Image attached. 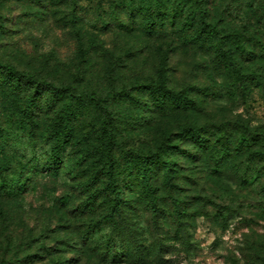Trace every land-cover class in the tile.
Listing matches in <instances>:
<instances>
[{"label": "rangeland", "instance_id": "obj_1", "mask_svg": "<svg viewBox=\"0 0 264 264\" xmlns=\"http://www.w3.org/2000/svg\"><path fill=\"white\" fill-rule=\"evenodd\" d=\"M193 3L203 7L205 20L218 26L223 35H243L245 51L232 44L227 48L234 50L247 77L239 87L231 90L243 77L225 76L214 51L184 42L196 24H170L164 32L149 35L140 27V15L134 10L138 6H132L131 0H0V63L38 77L46 85L68 88V94L93 95L104 106L99 112L82 104L73 146L66 150L56 172L43 166L50 149L46 128L57 107L48 103L47 92L32 133L40 144L37 167L28 180L21 181L26 186L23 192L0 193V234L8 235L14 245L22 243L20 249L15 246L8 253L0 248V264L11 257L10 264H139L134 256L122 255L123 244L132 251L133 234L142 245L141 264H263L264 175L256 176L254 165H243L241 179L219 176L212 171L209 156L196 151L191 142L184 151L195 157H176L180 162L177 187L170 192L160 182L156 184L158 216L140 197L138 188L127 189L137 181L123 165L119 183L133 202L125 237L100 222L111 197L105 178L97 185L96 204L84 209L88 191L82 183L91 164L85 160L87 133L106 113L119 137L116 159L122 163L123 150L151 149L160 138V126L194 123L210 134L229 125L224 129L228 128L232 142L236 124L264 132V0ZM80 39L88 50L86 58L79 52ZM163 61L167 62L171 88H199L190 94L197 104L194 110L176 116L151 113L153 99L137 87L154 81ZM120 94L134 96L137 103L118 100ZM15 102L0 85L1 124L13 123ZM143 103L146 105L141 107ZM144 117L147 125L139 122ZM23 154L32 159L25 149L14 155ZM11 155L0 156V164L7 166L8 178L18 180L20 167L18 163L10 166ZM174 194L181 201L185 219L175 215L169 200ZM91 223L96 228L91 225L87 233ZM28 253L41 258L26 262Z\"/></svg>", "mask_w": 264, "mask_h": 264}, {"label": "trees", "instance_id": "obj_2", "mask_svg": "<svg viewBox=\"0 0 264 264\" xmlns=\"http://www.w3.org/2000/svg\"><path fill=\"white\" fill-rule=\"evenodd\" d=\"M132 6H138L135 12L139 13L141 22L140 27L151 35L160 34L165 31L166 25L176 26L181 22L183 26L192 27L197 25L194 32L184 39L186 44L197 45L198 47H209L214 51L221 64L224 75L232 79L243 77L242 81L234 82L231 90L239 87L247 77L242 73L238 61L234 56V50L227 49L228 44H232L235 49L245 51L243 35L229 36L223 35L218 26L208 23L205 20L203 7L195 6L193 0H131ZM3 26V18L0 16V29ZM96 40L91 39V44L96 46ZM79 52L85 56L88 50L83 44L82 39L79 42ZM38 77L27 75L17 71L15 68L5 66L0 63V85L6 87L14 98L15 106L12 112L13 123L10 125L0 123V156L8 155L10 152V166L19 165L20 178L18 180L10 179L6 175L4 168L6 165L0 164V193L6 196H12L18 190L24 191L25 185L22 180L27 179L30 172L37 167L38 148L40 146L34 140L32 134L37 128V111L41 106L42 100L49 94L48 103L57 105L55 114L51 117L46 134L50 140V149L47 154V162L43 166L56 170L61 165L66 156V150L73 146V132L75 124L79 119L82 104L93 106L94 110L101 112L104 109L101 99L93 95L76 96L75 93L68 94V88L46 85ZM253 80H255L253 78ZM72 91L71 89H69ZM142 94L148 95L153 99L156 113H172L171 115H182L197 107L196 101L190 94L199 91L197 87H187L183 90H175L169 86V76L167 62L163 61L157 71L156 79L150 83L142 84L137 87ZM118 100H130L136 102V98L129 94L119 96ZM84 98V99H83ZM146 104H141V107ZM112 117L106 113L99 124H94L88 131L89 148L85 160L91 164L87 167L88 177L82 183L88 191L87 205L84 209L94 206L99 197L97 185L102 178H105L110 191V200L105 214L100 222L111 228L112 233L125 237V233L130 230V221L128 213L133 207L132 199L125 195V188L120 185L119 180L123 165L132 175H135L137 183L127 187L128 190H138L154 210L156 216L160 215L158 206L157 182L168 188L171 192L177 185L175 180L178 178L179 155L194 158L190 152L184 151L185 144L191 142L196 147V151L207 154L212 163V171L219 176H227L231 179H241L243 165L255 166V175H264V132L253 129L243 123L236 124L237 130L235 140L232 142L231 135L227 134L228 128L224 125L211 131L210 134L204 126L194 123L180 124L178 127L160 126V138L151 149L141 151H122L123 163L116 159V151L119 145V137L112 127ZM141 125H147V117L139 119ZM160 125V124H159ZM13 130V131H12ZM17 130V132H14ZM25 149L31 152L32 159L27 158L26 154L16 157V151ZM239 159V162L236 161ZM4 161V160H3ZM33 162V163H32ZM92 162H95L92 164ZM246 167V168H247ZM13 189L15 191L13 192ZM175 215L179 219H185L186 214L177 195H170ZM96 228V224H90V228ZM2 232H5L1 230ZM0 248L3 252L15 251V246L20 249L22 243L14 245L8 235L0 234ZM132 237V251L122 247V255L134 256L135 261L142 262V245L139 239ZM41 258L37 254H27L26 262ZM9 260L2 259V263L10 264ZM264 264V260H263Z\"/></svg>", "mask_w": 264, "mask_h": 264}]
</instances>
